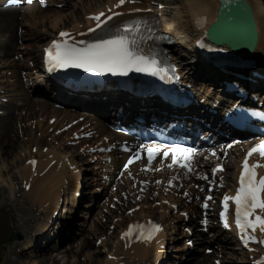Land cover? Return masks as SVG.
<instances>
[{"label": "rangeland", "instance_id": "obj_1", "mask_svg": "<svg viewBox=\"0 0 264 264\" xmlns=\"http://www.w3.org/2000/svg\"><path fill=\"white\" fill-rule=\"evenodd\" d=\"M52 1H51V6L47 9V12L43 13L44 11H42L41 14H44V16L47 17L50 14L58 12L64 15V20H62L64 24L60 25L58 22L52 21V23L51 22L49 24L47 23L45 28L40 27L39 30L40 32L35 30V28L30 29L29 25H27L24 28H22L21 39L12 42L13 47L18 46L20 44H24L30 50L28 52L30 56L38 57L41 54L40 46L45 44L50 39L45 37L46 39L42 41H38V42L36 41L35 35L37 33L43 34L41 32L42 29L50 33H52V31L53 33L57 31H62L63 28L64 30L74 29L77 27L78 24L84 23L86 21L85 18L89 19L90 16L94 14V12L100 13L101 10L105 9L108 6L109 2L112 1V3H114L116 0H61V1L52 0ZM125 1H127V4L129 6H132L134 4V0H125ZM247 1L251 2L250 0ZM184 2L185 0L184 1L137 0V4L140 3L138 4L139 6H143V7L151 6L154 9H156L157 6L162 7L161 10L157 8L158 9L157 11L162 12L167 19H171L172 17L186 18L187 15L184 14V11L186 9L183 8L182 6ZM1 4L3 3H0V7ZM151 9L152 8H145L140 11L146 12V11H151ZM13 11H15L14 14L15 19L19 20L20 17L16 15L18 11L16 12V9L15 10L13 9ZM74 15L77 16L78 21L80 20L79 22L71 19L72 16ZM262 24H263V32H264V22ZM2 26H3V22L0 23V27H1L0 36L3 35L1 33H3L6 30L5 26H3L4 31H2ZM13 29H14L13 31L14 33L11 31V29L10 31L8 30V32H11L10 33L11 36L12 34L14 35L16 31H18L17 33L19 36L20 29L16 30L14 26ZM5 36H9L8 33H5ZM25 40H29V41H25ZM4 44L5 41L4 42L0 41V47H2ZM2 50L3 48L2 49L0 48V53ZM9 58H10L9 60H12L15 64H20V65L24 64V66H26L24 71H22L23 73L26 71L28 72L30 71L29 69H27V67L31 69V66L30 64L29 65L27 64L28 61L25 60L26 55L24 53L22 54L13 53ZM6 61L7 59L1 57L0 54V71L2 70V75L0 77L4 78V80L0 79V94H2L1 91L7 90L8 92V94L3 95L6 96V98L4 99L8 102L7 103L2 102L0 108L3 109L2 116L5 114L7 115L9 111L12 110L15 111L18 120H15L13 122V127L11 128L10 131L11 138L10 139L8 138V140L5 141L6 144H4V146L0 148V264H8V262L10 261L11 262L16 261L17 264H41L42 263L41 261L45 262L46 264H112L114 258L112 255L109 254L110 253L114 254L115 253L114 249L117 247L120 248L119 245H116V242L121 243L122 240H124L123 237H121L123 235L122 232H120L121 229L117 227V225H121L118 224L117 222L119 220L117 217H120V211L110 210L109 208L110 203L114 204V201L113 200L110 201V199L104 202L105 204L104 207H101V205L99 207L92 205L93 204V202H91L92 196L94 193H96L95 188H97V185H95V183L92 181L93 174L89 177V182L87 184L85 183L86 178L84 177L85 171H83L80 174L79 184L80 185L84 184L86 185V187L78 188L80 197L77 198L78 199L77 206L72 207V205L69 203L68 197L70 195V191L68 187L65 188L66 190L65 194H63V196L60 197L59 201L63 200V198H66V202H64L63 200V206L65 205V212H60L59 216H57L58 221L60 225H62V229L64 230L62 236L59 237V233L52 232L50 231V229L43 233L39 232L40 230L36 231L39 228V223L42 224L46 220V218H48V214L47 216H45L46 215L44 213L45 210L42 211L41 209H37V207H32L30 205L28 199L24 196L22 192L23 189V185H21L22 176H19V172H22L23 168H25L28 165V162L30 161L29 158L31 157L30 155L36 156L35 152L37 151L44 152L46 149L54 147L55 149H57L58 153L62 155L63 158L64 157L69 158L71 157V154L75 149L68 146L70 141H66L64 139V137L69 133L62 134L63 136L61 135L59 138L61 139L60 142L59 139L54 141V138L56 135H58V133L56 132L54 133L51 131L47 133H41L39 131L41 125L42 126L46 125V127L47 125H50V127L52 128L57 127L56 125L57 123L49 124V122L52 121V119L50 120V117L52 115L50 116V114H40V115L33 114L32 116H30L29 115L30 113L27 112L28 107L16 106L18 104L17 101L22 99L23 96L13 84L15 83V79L17 78L14 77L13 68L7 67L9 71L3 69ZM182 62L185 65L186 61L182 60ZM207 66L208 65L206 64L200 65L198 70L192 67L191 76L193 78L198 79V81L201 83L211 82L208 80V77L213 73H211L210 69ZM203 72L206 73L204 77L201 79V75H203ZM23 73H19V74H23ZM197 73L200 76H198ZM5 79L8 80V84L5 83ZM30 82L34 84L33 81L30 80ZM218 83L219 82L217 81V84ZM212 85L214 86V83H212ZM208 87H210V84L206 86V88ZM209 90L212 92V94L214 93L212 89ZM217 92L218 90H216V93ZM14 94L16 95V97H13ZM7 95H9V97ZM31 105L32 103H30L27 106H31ZM48 105L50 108L60 111V109L55 108L54 105L52 104H48ZM81 113L82 110L76 111L77 115L79 114L81 115ZM58 115H59L58 118L60 119V117L63 116V113H59ZM60 121L63 120L61 119ZM86 122L88 124V121ZM38 123H41V125L39 126ZM40 136L41 138H39ZM93 137L95 138L96 136L94 135ZM67 139L70 140V137L68 136ZM12 140H13V144L11 145L10 143H12ZM38 141H44V142L39 143ZM60 144H62L63 146L62 149H59ZM80 144L86 147V144L83 143ZM74 160L76 161V164L81 161H86V159L83 157L81 158L76 157L74 158ZM33 161H39V159L35 158L33 159ZM71 161H72L71 166L72 167L74 166L73 169L76 170V164L72 159ZM33 168H35V166H33ZM87 175L89 176V173H87ZM161 190L162 189H159V191ZM130 196L128 197V199L131 202H133V204H137L142 207L148 206V203H145L144 201L136 202V200L134 199L135 197L134 196L130 197ZM159 197H161L159 199L164 198V196H159ZM150 199L151 197H149V201ZM149 205L151 206L144 209V212H149V213L151 212L150 209L153 205L151 203ZM162 205L163 204H161V206ZM69 210L71 211L69 212ZM131 210L134 209H130V211ZM160 215H161L160 211L156 210L153 212V214L147 215V217L162 222L169 233H175V234H171L172 237L177 236L178 233L176 231V228L178 227L177 224L178 222L175 223L176 214L167 212V216L165 218L160 217ZM144 217L145 216L141 215V218ZM23 222L24 223L27 222L26 229H25V225H23ZM140 222L141 221H139V223ZM67 223H69V225ZM35 233L36 234L39 233V234L35 236ZM12 235H19L20 240L16 242H10L9 237ZM29 244H32V248L27 249ZM124 244L121 251L122 254L128 253V251H126L128 249H125ZM178 245L183 246L184 244L183 242H180ZM44 247L48 248L45 249V252H43ZM53 247L56 248V250H52ZM142 249L143 247L141 245H135L132 246V248L130 249L132 251L130 252L138 253ZM209 249H213V248L209 247ZM37 251L39 253H37ZM203 252L204 249L198 246L194 251V257L191 259V261L189 262L184 261L183 263H178V264H194L193 262H197L198 260L199 261L201 260V258L203 257L202 255L204 254ZM228 253H231L234 256L233 257L224 256V258L220 259V256L218 255L216 256L209 255V261L206 262V264H214L213 261L215 258L220 259L222 264H246L247 259L243 255L234 253L231 250L228 251ZM118 260H120V262H118L117 264L145 263L143 261L142 263L140 262L133 263L131 262L132 258L129 259L127 257L125 258L121 256L118 257ZM175 260L176 259L174 257L168 258L166 261L169 262H167L166 264L168 263L172 264Z\"/></svg>", "mask_w": 264, "mask_h": 264}, {"label": "bare ground", "instance_id": "obj_2", "mask_svg": "<svg viewBox=\"0 0 264 264\" xmlns=\"http://www.w3.org/2000/svg\"><path fill=\"white\" fill-rule=\"evenodd\" d=\"M2 0H0L1 2ZM51 1L52 0H44V2L46 3V8L44 10H42L40 8L39 3H32L31 5H26L22 8H19L18 10H16V12L18 11V13L16 14L18 17H20L19 20L15 19V11H13V9L15 8H1L0 7V23L3 22V26H5L6 30L4 31V28L2 26V31H4L1 34H5L8 33L9 37L6 40V43L0 47L1 49L3 48V50L1 51V57L6 58L7 61L6 63L8 64H4V68L6 71H9V67H14V73H15V77H17L16 74H18V70H23L26 68V66L24 67L23 64H15L12 60H9L10 56L14 53V51L17 53H20L19 51H23V53H25L26 55V60L27 61H37L36 59H38L37 57H32L29 55V49L26 45L24 44H20L19 46H15L13 47L12 42H14L15 40H20L22 37L21 31L22 28H24L25 26L29 25L30 29L35 28V30L39 31L40 27L41 28H45L46 24L48 23H52V21H56L58 22L60 25H63L64 22L62 20H64V15L55 12L53 14L48 15L47 17L44 16V14H41L42 11H44L43 13L47 12V9L51 6ZM61 1V0H60ZM184 1V0H182ZM251 2H248V4L250 5V7L252 8V12L253 15L257 21V25L259 27V40H258V44H257V48L260 50L258 57H256L255 62H256V67L257 70L260 71L261 73L264 74V32H263V22H264V6L261 3L260 0H250ZM50 2V3H49ZM53 2V1H52ZM118 0H116L114 3L109 2L108 6L103 10L104 12V16L101 20L100 23V27H97V21H94L92 19H86L85 18V22L84 23H80L77 25L76 28L74 29H70V30H63L62 31H66V32H71V39H80V38H84L86 36H89L91 34H93L95 31L98 32L102 27L104 26H109V27H113L114 24L112 23L113 21H115V25H119L121 22H123L124 20H127L129 18H145L148 19L150 17L153 16V14L155 13L154 11H151L152 13L149 14L148 13L150 11H134V9H145V8H151L148 6H139L138 3L137 4V0H134V4L133 6H127L128 4L124 5L123 7L119 8L116 7ZM125 3H127V1H125ZM144 4V3H141ZM183 8H185L184 10V14L187 15L186 18H181V17H177L174 18L172 17L171 19H167L165 16H160V18L158 17L157 20L161 21L162 28L164 31H173L176 32L179 39L176 40V43L180 44L181 41L182 42V47H178L177 50L173 49L172 52H170L171 55H173V59L176 58V56L178 55L179 57L185 54H189L190 51H192L191 47H192V40L190 38L184 39V35H185V27H186V22L190 21L192 19H196L198 17L202 16V19H200V25H202V29H198V31L196 30L195 32L197 33V37L198 35H201L204 32V28L207 27L210 24H213L215 22V18L217 17L218 14V9H219V0H185V2L183 3ZM180 7V6H178ZM182 9V8H179ZM110 10V11H109ZM91 11V10H90ZM20 12V13H19ZM154 12V13H153ZM113 13H120V15H113ZM99 13L94 12V14H92L91 16H96ZM143 14V15H142ZM160 15H164L163 13H159ZM166 15V13H165ZM14 16V19H13ZM76 15L72 16L71 19L73 20H77V16ZM112 16L111 20H108V17ZM204 17V18H203ZM79 19V18H78ZM166 19V20H165ZM58 20V21H57ZM83 20V19H82ZM80 21V20H79ZM78 21V22H79ZM169 23H167V22ZM61 22V23H60ZM166 22V23H165ZM76 23V22H75ZM67 25V24H66ZM13 26L17 29H20V35L18 36V31H16V33L11 36V32H8V30L13 32ZM55 28V26H54ZM89 29H92L93 31H89ZM1 30V27H0ZM7 31V32H6ZM34 31V30H32ZM62 31H57L55 33H50L44 29H42V33L43 34H36V41H42L46 38H53V39H58L57 38V33L58 32H62ZM40 32V31H39ZM14 33V32H13ZM23 33V32H22ZM34 33V32H33ZM45 34V36H44ZM60 34V33H59ZM3 35L0 36V41L3 42V38H5ZM31 35V34H30ZM55 36V37H54ZM172 36H174V34H172ZM33 37V36H31ZM46 37V38H45ZM25 41H29V40H25ZM21 42V41H20ZM23 42V41H22ZM190 42V44H189ZM42 46V45H41ZM40 46V47H41ZM45 46H43L42 48H44ZM190 48V49H189ZM170 49V48H169ZM191 57H188V60ZM196 67L198 66V64H194ZM8 67V68H7ZM41 67H34V70H37L36 73H40ZM189 68V67H188ZM187 67L183 70L184 72H186ZM188 73V72H186ZM2 75V70L0 71V76ZM212 77H216V75H212ZM0 79L4 80V78L0 77ZM39 79V77H38ZM188 79L190 80L191 78L188 77ZM212 80H214L215 78H211ZM194 80V79H193ZM39 82V80H38ZM5 83L8 84V80L5 79ZM40 81V84H35V87H33V89H31V91H29L30 93H34L35 95H43V96H49V98L53 97L55 98V101H60L62 102V104H64V106H69L71 108H76L77 107H82L85 109H88L90 111H93L94 113H99L100 111L104 110L105 107H111L112 103H110L111 99H107L106 101H102V99H100L101 96L99 95H104L105 92L102 93H98L96 94V98L93 97H88V96H83V95H75V96H69L70 92L63 90L60 87H55L52 88V90H50L51 88L48 87L47 85H44L43 83ZM49 83V82H47ZM215 83V82H214ZM22 96H24L21 101V103L23 104V107H28L27 112L30 113L29 115L32 116L33 114L35 115H40V114H50V120L52 119V121L49 122V124L51 123H57V127L56 128H52L50 127V125H41V123H38L39 126L41 125V127L39 128V131L41 133H47V132H57V130H61L63 129V126H68V130H70L73 134L72 135H82V139L81 141L78 142V144L83 143L86 144V147H81L80 149L83 148V151H85L86 149H88V147H92L94 148V146L98 143L101 142L102 145H108V143H104V140H101V138H106L107 136H113L112 134H109L106 132V129L103 128L101 122L99 120H97L96 118L92 117V116H88L86 117V119L82 122L79 123L78 127L74 126V119H77L78 117L73 116V114H69L66 111H56L52 108L49 107L48 103L44 102L42 100V98H32V99H28L27 97H29L28 91H24L23 88H20L19 83L15 84ZM207 84L206 83H201L198 84L197 87V92L199 94V97H202L204 94H206L207 89L205 86ZM37 87V88H36ZM40 92H39V91ZM41 93V94H40ZM64 93V94H63ZM259 95L261 96L262 94L259 93ZM14 96L16 97V95L14 94ZM263 97V96H262ZM1 98V96H0ZM114 99H119V101H121V97L120 96H115ZM19 101V100H18ZM17 101V102H18ZM30 103H32L31 106H27ZM34 107V108H33ZM47 107V108H46ZM46 108V110H45ZM0 110L3 111L2 108H0ZM59 113H63V116L60 117V119L58 118V114ZM54 117V118H53ZM99 118L104 117L103 115L98 116ZM100 118V119H101ZM58 119V120H57ZM63 121H60V120ZM15 120H18V118L16 117L15 111H9V113L5 116H0V148L2 146H4L5 141L8 140V138L10 139V131L11 128L13 127V122ZM88 121V124L87 122ZM61 122V123H60ZM86 122V123H85ZM70 127V129H69ZM52 128V129H50ZM67 133V131L65 132ZM53 134V133H52ZM41 135V134H39ZM62 134L60 135H56L54 138V141H56L57 139L60 138ZM85 135L86 138H88L90 141H88V143H86V139H85ZM96 136L95 138L93 136ZM63 136V135H62ZM50 137V136H49ZM66 137V136H65ZM41 138V136L39 137ZM37 138V139H39ZM36 139V140H37ZM53 140V138H52ZM39 143H42L44 141H38ZM55 143V142H53ZM11 145L13 144V140L12 143H10ZM90 144V146H89ZM6 146V145H5ZM61 147L59 146V149ZM36 150V148H35ZM84 153V152H83ZM35 155H30L29 157V162L28 165L23 168L22 172H19V176H22V185L23 188L22 192L24 194V196L28 199L30 205L32 207H37V209H41L42 211H44V213L46 214L45 216H47V214L50 216L52 214V211L56 209V204H57V200L63 196V194H65L66 190L65 188L68 187L69 191H70V195L68 197L69 203L73 202L72 207H74L76 205L77 199L75 198L74 194L76 192H78V188H82V187H86V185L84 184H79V178H80V172L82 171L81 168H83V166H80L81 164L77 165L76 161L74 160V158H78L80 157V155L75 152L72 155V160L74 161V163L76 164V170L73 168H69L71 166V160H70V164H64L63 160H61L60 158V154L58 153L57 149L53 148H49L46 149L44 152H35ZM237 154V155H236ZM235 155L240 159V155L237 152ZM39 159V161H34L35 163H32L31 160L33 159ZM259 162V164L261 165L258 169V171L260 173H264V158L261 159V157L259 155H255L253 157H251L250 159V165L251 164H255ZM88 163H90V160H88ZM158 164V163H157ZM33 166H35V168H33ZM162 163L159 162L157 167H161ZM236 166V165H234ZM233 165H231V168L234 167ZM109 169V168H108ZM131 172V176L133 177L132 181L129 177H127L125 175V177H123L121 180V182H117L115 184L116 188H117V192H124L125 195L127 196V201L126 203L121 202V208H117L118 211H120V217H117L119 220V222L121 223V225H117V227L119 229H121V231L127 232L128 231V227L131 224H135V223H139V221H141L140 223H148L149 221H142L139 218L141 217V215L145 216L144 218H149L147 217V215L149 214H153L154 211L156 210H162L163 208H169L172 207V205L176 204L177 200H173L174 199V195H172V191L166 192L165 193V187H166V183L169 179L172 178L173 173H171L169 170L166 169H161V171L158 173V177L156 179H159L160 177H165V182L161 183V187L156 186V185H151L149 187H144L142 186V183L144 180H149L151 182L154 181V176L155 174L157 175V173L154 172V166L151 168V171L144 173L142 172L139 168H137V165L132 166V171ZM133 172V173H132ZM155 173V174H154ZM228 174V172L226 173ZM225 174V175H226ZM20 178V177H19ZM105 178V177H104ZM133 184H136V186H134ZM165 185V186H164ZM120 186V187H119ZM189 186H187L188 188ZM158 189V190H157ZM159 189H162L161 191H159ZM102 190L103 186H102ZM84 191V190H83ZM106 191H102V194H104ZM129 192V194H128ZM140 192V194L138 193ZM151 193L158 195V199L161 198L159 196H164V198L159 199L160 202L157 203L158 206H156V203L154 202L151 207V212H144V209H146L147 207L151 206L149 205L150 203L147 202V196L151 195ZM132 195L134 197H139V201L136 202H140V201H144L145 203H148V206L142 207L139 206L137 204H133V202H131L128 197ZM130 196V197H132ZM95 197V196H94ZM93 197V199H94ZM112 197H116V195H112ZM133 197V198H134ZM64 202H66V198H63ZM134 201V200H132ZM156 201V200H155ZM68 202V201H67ZM179 202V201H178ZM163 203V205L161 206V204ZM155 204V205H154ZM95 206H100L99 203H95ZM102 206V205H101ZM132 206L139 208V210L141 212H139L137 214L136 217H131L130 215H128V213H126V209H130ZM45 207V208H44ZM160 207V208H159ZM65 208V206L63 207ZM195 205L193 202H191L187 207L186 210H192L195 209ZM165 210L163 209L162 214L160 215V217H165ZM194 211V210H193ZM41 212V211H40ZM50 214H49V213ZM124 214V215H123ZM196 215L198 213H195ZM56 220H58V218H55ZM68 221V220H67ZM128 221V222H126ZM118 222V223H119ZM69 225V223H67ZM23 225H25V229H26V225L27 222H23ZM43 227V228H42ZM41 228V230L39 232H46L47 230V226L44 227V223L41 224L39 226V229ZM39 229H37L36 231H38ZM57 231H61V233L59 234L60 237L62 236L63 233V229L62 227L59 228V230L57 229ZM129 237L128 238H124V240H122L121 243L116 242V245H119V247L115 248L113 253L114 254H109L112 255L114 260L113 263L117 264L118 262H120V260H118V257H127V258H132L131 262L136 263V262H150L152 260H154V263H158L159 258H161L164 254V251H160L158 248L159 246H161V244L163 245V243H161L160 239H163L162 232L161 234L159 233L157 236H152L151 239H148L146 234H144L143 236H141V233H137L134 235L133 230L131 229L130 231H128ZM39 234V233H38ZM35 233V236L38 235ZM26 235V234H25ZM125 243V244H124ZM123 244L125 249H128L126 251H128V253L126 254H122V248H123ZM135 245H141L143 247V249L141 251H139L138 253L135 252H130L132 250H130L132 248V246ZM159 245V246H158ZM227 246H222V250L220 249V251H223V254L225 256H230L233 257L232 254H228L226 252V249L229 248L228 244H226ZM32 248V244H29L27 249ZM45 248L44 247V251L45 252ZM52 250H56V248H52ZM175 250H177L175 248ZM119 253H117V252ZM36 253V252H34ZM37 253H39L37 251ZM165 254H166V250H165ZM246 256H248L246 254ZM202 260L196 262V264H206V262L209 261L208 257H202ZM231 259V258H230ZM117 260V261H116ZM10 261V260H9ZM41 264H46L45 262L41 261ZM169 261H161V264H166ZM112 263V264H113ZM8 264H17V262H8ZM170 264V263H168Z\"/></svg>", "mask_w": 264, "mask_h": 264}, {"label": "snow or ice", "instance_id": "obj_3", "mask_svg": "<svg viewBox=\"0 0 264 264\" xmlns=\"http://www.w3.org/2000/svg\"><path fill=\"white\" fill-rule=\"evenodd\" d=\"M125 3V0H118L116 7H120ZM134 11H140V9H134ZM104 13H100L93 17L98 23L97 27H100L101 17ZM113 15H120V13H113ZM112 16L108 17L111 20ZM144 23L140 20L128 21L124 24L122 32L111 36L110 38H97L92 43L86 41H80L81 46H77L76 43H69L67 39L53 41L51 46L45 49L46 63L49 65V70L56 68L65 69L69 67L82 68L87 72L94 73H112V74H124L135 69L137 72H149L155 74L157 61L148 56L140 54V51L136 48V40L129 39L127 33L130 31L139 30L141 24ZM89 31H93L89 29ZM149 31H151L149 29ZM60 37L67 38L69 33L61 32ZM229 148L232 145H228ZM171 151L172 164L179 163L183 168L191 171L189 166V160L192 157L195 149L185 148L179 145L173 146L168 151H165L163 155L169 156ZM149 163L155 158L159 149L156 147H148L146 149ZM258 153L264 158V140H261L254 147H252L245 157L242 168L243 171L239 177V187L236 190L234 196L225 195L223 197V212L221 216L224 218L225 226H228V212L229 202L233 201L235 204V223L240 230L241 234H244L248 229L256 231L257 228L261 232H264V216L255 215V219H250L257 209L264 211V176L257 178L256 169L261 165L259 162L255 164H249V159L253 154ZM215 155V153H213ZM140 159L139 154L136 156H130L125 168L129 164H132L135 160ZM32 163H35L34 161ZM171 166V165H170ZM222 171V166H217L213 169V172ZM207 179V177H205ZM171 183V181H169ZM187 195V193H185ZM212 196L206 198L203 204L204 208H208V200H212ZM206 223V221H204ZM141 229V236L147 231V238L151 239L152 235L156 231L160 230V225L150 223L149 227L145 229L144 226H133ZM130 233H125L129 235ZM249 239H255V237L249 236Z\"/></svg>", "mask_w": 264, "mask_h": 264}, {"label": "water", "instance_id": "obj_4", "mask_svg": "<svg viewBox=\"0 0 264 264\" xmlns=\"http://www.w3.org/2000/svg\"><path fill=\"white\" fill-rule=\"evenodd\" d=\"M208 34L213 43L220 46L229 45L240 54L250 56L256 47L258 34L247 1L219 0L216 22Z\"/></svg>", "mask_w": 264, "mask_h": 264}, {"label": "trees", "instance_id": "obj_5", "mask_svg": "<svg viewBox=\"0 0 264 264\" xmlns=\"http://www.w3.org/2000/svg\"><path fill=\"white\" fill-rule=\"evenodd\" d=\"M263 1V3H264V0H262Z\"/></svg>", "mask_w": 264, "mask_h": 264}]
</instances>
